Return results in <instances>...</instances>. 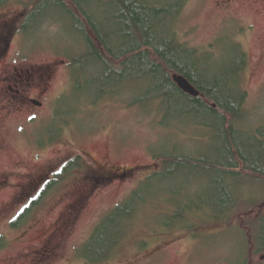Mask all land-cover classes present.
Segmentation results:
<instances>
[{
  "label": "rangeland",
  "instance_id": "obj_1",
  "mask_svg": "<svg viewBox=\"0 0 264 264\" xmlns=\"http://www.w3.org/2000/svg\"><path fill=\"white\" fill-rule=\"evenodd\" d=\"M148 1L153 7L184 2ZM9 3L11 5L0 11V19L6 23L28 13L27 5L31 0H9ZM93 6L92 11L96 12L97 3ZM47 18L50 22L37 31L39 35L24 41V36L21 38L17 34L12 46L13 52L18 51L20 55L17 60L25 65L56 67L52 95L43 102L45 108L39 111L38 126L30 133H23L21 141L17 138L10 144L7 136L5 142L9 152L17 154L24 163H37L40 175L46 170L49 174H57L65 165L78 161L81 165L58 185H62L59 195L33 199L38 204L37 210L21 230L12 228L22 212L20 204L9 208L6 216L0 214V264H87L80 260L79 252L116 208L136 193L147 179L161 171V161L156 160V156L178 150L186 155L214 159L209 154L211 147L220 148L216 138L211 139V133L192 125L172 123V126L162 127L168 106L148 103L146 89L130 96L131 101H97L93 93L91 100L77 102L70 73L71 61L60 54L75 55L81 50V44L73 36L76 34L69 19L56 13H50ZM177 29L180 41L189 49L216 58L210 64V69L216 71L223 61L231 66L235 60L231 52L233 45L242 48L248 58L243 75V87L248 93L242 123L247 138L243 143L246 147H257L248 141L258 136L259 130L264 131V0H188ZM64 40L71 41L72 47H63ZM64 48L70 50L64 53ZM73 105L76 116L72 114ZM21 122H28L26 114L19 119ZM36 132L43 144L51 132L54 137L51 148L41 149L38 162L35 161L36 146L33 149L28 139ZM10 159L7 156V160ZM112 174L121 177L112 184H98ZM181 179L193 182L189 193L196 204L201 199L205 204L210 203L215 176L192 172ZM154 182L152 187L157 191L163 182ZM170 186L180 188L181 181ZM244 190L247 197L253 199L249 202L258 204L262 210L264 187L246 184ZM155 200L159 202L148 207L146 219L139 222L123 248L105 264H264V254L256 255V249L251 247L255 238L259 240L258 247H262L264 216L251 234L242 226L251 205L246 204L241 214L234 216L231 229L223 225L207 231L196 220L189 225L195 227V233L190 234L184 233V225L159 217L169 214V210L164 204L166 198ZM28 204L29 201L23 209ZM1 207L2 204L0 213L4 209ZM198 211L200 217L202 212ZM202 211L210 213L206 209Z\"/></svg>",
  "mask_w": 264,
  "mask_h": 264
},
{
  "label": "trees",
  "instance_id": "obj_2",
  "mask_svg": "<svg viewBox=\"0 0 264 264\" xmlns=\"http://www.w3.org/2000/svg\"><path fill=\"white\" fill-rule=\"evenodd\" d=\"M94 1L42 0L36 6V0H31L27 5L24 41L39 35L37 31L44 29L50 13L63 15L70 20L76 34L73 36L81 44V50L75 55L60 54L71 61L70 73L77 102L91 100L93 93L97 101L130 100V96L146 89L148 103L168 106L162 127L172 126V123L197 127L211 133V139L216 138L220 148L211 147L209 154L214 159L186 155L178 150L156 156V160L161 161V171L147 179L101 223L79 252L80 260L87 264H105L111 260L123 248L133 229L146 219L148 207L159 202L157 198H166L164 204L169 210V214L159 217L184 225V233L190 234L195 233V227L189 225L196 220L207 231L223 225L231 229L234 216L241 214L246 204L251 205L250 214L241 224L251 234L255 226L260 225L264 208L261 210L258 204H251L249 201L253 199L247 197L243 188L246 184L264 187V131L259 130L258 136L249 139V144L258 145L255 149L245 146L243 141L247 135L242 123L248 93L243 87V75L248 58L242 48L233 45L231 52L235 60L231 66L223 61L216 71L210 69L216 59L213 55L189 49L179 39L177 24L188 0L174 1L166 7L150 6L148 0ZM95 3L98 10L93 12ZM9 5V0H0V7ZM66 45L72 47V42L64 40L62 46ZM64 50L67 53L70 48ZM176 76L185 77L202 97L194 99L184 94L174 81ZM72 114L77 115L75 105ZM80 163L70 164L65 173L73 174ZM192 172L216 177L209 204L202 199L198 204L192 200L189 188L193 182L181 179ZM179 180L180 188L172 189L170 184ZM154 181L163 182L157 191L152 187ZM37 207L38 204L34 210ZM204 209L210 213L206 214ZM197 210L202 212L200 217ZM34 214L35 211L26 213L14 229L23 228ZM258 241L255 238L251 247L256 249V255H261L264 254V241L262 247H258Z\"/></svg>",
  "mask_w": 264,
  "mask_h": 264
},
{
  "label": "flooded vegetation",
  "instance_id": "obj_3",
  "mask_svg": "<svg viewBox=\"0 0 264 264\" xmlns=\"http://www.w3.org/2000/svg\"><path fill=\"white\" fill-rule=\"evenodd\" d=\"M41 2L42 0H36L35 5ZM4 8L6 7H0V11ZM27 15L28 13L19 17L20 19L7 23L0 19V204H2L1 209L4 208L0 214L4 217L8 214L9 208L20 204L22 212L12 223V228L24 218L26 213L35 211L37 203L33 199L59 195L62 185H58L66 181L65 172L70 166V164L65 165L57 174H49L50 171L46 170L40 175L37 163L31 165L24 163L16 156L17 154L14 156L9 152V145L5 142L7 136L10 137V144L17 138L21 141L24 137L23 133L38 126L39 111L45 108L43 102L51 97L55 84V66L25 65L17 60L20 56L18 51L13 52V38L17 34L23 38L26 34L24 26ZM20 59H23L22 56ZM24 114L28 116V122L19 123V119L23 118ZM39 137L36 132L34 136L28 138L31 139L32 148L36 146V162L40 160L41 149L51 148L54 144L53 132L46 137L45 144ZM7 156L11 159L7 160ZM120 177L118 174H112L98 184H112ZM27 201L29 204L23 209ZM21 229L20 227L14 230Z\"/></svg>",
  "mask_w": 264,
  "mask_h": 264
},
{
  "label": "water",
  "instance_id": "obj_4",
  "mask_svg": "<svg viewBox=\"0 0 264 264\" xmlns=\"http://www.w3.org/2000/svg\"><path fill=\"white\" fill-rule=\"evenodd\" d=\"M175 83L178 85V88L186 95L199 99L202 97V94L183 76H176L174 78Z\"/></svg>",
  "mask_w": 264,
  "mask_h": 264
}]
</instances>
